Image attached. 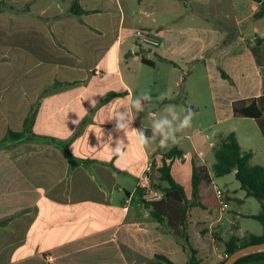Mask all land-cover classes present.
<instances>
[{
    "label": "crops",
    "instance_id": "1",
    "mask_svg": "<svg viewBox=\"0 0 264 264\" xmlns=\"http://www.w3.org/2000/svg\"><path fill=\"white\" fill-rule=\"evenodd\" d=\"M73 1L0 0V264H163L159 257L187 264L183 241L144 202L166 186L158 141L140 148L129 131L150 136L148 113L162 115L169 104L181 116L197 108L192 127L177 134L183 157L168 161L188 195L194 167L211 171L220 137L235 133L255 163L264 135L234 108L264 96V17H255L261 3L79 0L86 13L75 15ZM137 30L154 32L160 46L141 45ZM143 92L152 101L142 100L145 111L117 130L113 115ZM161 93L167 102L156 99ZM223 124L229 132L211 134ZM110 137L123 142L122 162ZM215 180L203 192L221 189V208L190 213L200 264L224 261L232 237L263 233L241 227L259 213L239 207L252 197L233 196L237 190Z\"/></svg>",
    "mask_w": 264,
    "mask_h": 264
},
{
    "label": "trees",
    "instance_id": "2",
    "mask_svg": "<svg viewBox=\"0 0 264 264\" xmlns=\"http://www.w3.org/2000/svg\"><path fill=\"white\" fill-rule=\"evenodd\" d=\"M70 12L75 15L86 13L80 6L79 0L73 1ZM255 17L257 19L264 17V0H262L260 9ZM112 96L114 94L108 95L106 100ZM167 101L164 100L163 103ZM191 108L193 111H197V108ZM234 109L239 116L255 119L264 135V96L247 107H238L236 105ZM149 134L151 135V131H149ZM8 136L17 139L21 138L23 134L9 132ZM158 152L163 158V165L159 168L160 183L166 185L161 187L163 197L160 200L144 202L152 216L163 223L174 236L183 241V249L189 256L187 264L201 263L198 252L193 247L188 233L192 209L214 210L221 208L223 203V200L217 197L216 191L212 195L204 194L205 192H203V187H209L212 184V179L234 174L236 181L240 183L241 189L246 191L247 196L257 199L261 204V211L250 218L262 225L263 233L261 235L251 234L242 239L232 237L225 241L227 257L242 247L264 243V165L255 164L253 162V153L242 150L235 133L219 138L214 147L215 163L211 171L207 167H194L190 195L174 179L168 163V161L183 157L184 152L177 146H172L167 150H162L158 147ZM262 259H264V253H259L241 258L235 264H245ZM159 260L163 264H175L165 257H159ZM224 261L219 264H223Z\"/></svg>",
    "mask_w": 264,
    "mask_h": 264
},
{
    "label": "clouds",
    "instance_id": "3",
    "mask_svg": "<svg viewBox=\"0 0 264 264\" xmlns=\"http://www.w3.org/2000/svg\"><path fill=\"white\" fill-rule=\"evenodd\" d=\"M165 98L166 93H161L156 99L158 101H163ZM128 99L131 101L130 109H133L134 113L128 108L125 112L117 111L111 118L117 121L116 127L117 130L120 131L129 129L131 121L135 118V115L145 111V106L141 101H152L153 97L149 92H143L135 99H133L130 94ZM95 102L96 101L94 100L92 101L93 104ZM176 108V105L169 104L163 109L162 115L157 112L148 113V116L152 121L150 136L145 134L143 128L131 129L129 131L136 137L137 144L140 148H147L150 144L158 141L159 148L167 150L179 143V137L177 134L192 127V121L196 113L189 106L183 109L184 114L181 116ZM110 139L116 144V147L112 150L113 156L117 163L122 162L126 156V153L123 150V142L113 137H110Z\"/></svg>",
    "mask_w": 264,
    "mask_h": 264
},
{
    "label": "rangeland",
    "instance_id": "4",
    "mask_svg": "<svg viewBox=\"0 0 264 264\" xmlns=\"http://www.w3.org/2000/svg\"><path fill=\"white\" fill-rule=\"evenodd\" d=\"M243 2L244 0H239V3ZM259 37H257V41H258ZM261 54H260V58H261ZM225 95L221 90L220 92H215V96L218 98L219 103H223L225 100ZM213 123V122H212ZM216 125V124H213ZM230 124H223V125H217L214 126V129H212L211 134L215 135V132H218L219 130L224 131V132H229L230 130ZM260 155L258 156V159L255 160V163L258 164H264V153L263 149L260 147ZM215 183L222 189L225 190H229L231 191V194L233 193L234 189L237 190V192L233 193V196H237L239 198L243 197L246 194L245 190L241 189L240 183L238 181H236L235 177L233 175H228L222 178H218L215 180ZM235 207H237L236 204H231L229 209L233 210ZM241 211H243L244 213H258L261 210V204L260 202L255 199V198H250L249 201L241 206ZM199 214H201V212H203L202 210H198L197 211ZM194 214V219H197V217H199L197 214ZM241 227L244 229H248L250 232H260L262 230V225L253 220V219H246L243 220L241 222Z\"/></svg>",
    "mask_w": 264,
    "mask_h": 264
},
{
    "label": "built area",
    "instance_id": "5",
    "mask_svg": "<svg viewBox=\"0 0 264 264\" xmlns=\"http://www.w3.org/2000/svg\"><path fill=\"white\" fill-rule=\"evenodd\" d=\"M135 37L141 45L148 48L155 49L158 48L161 44L160 40L155 36V33L150 30H137ZM216 194L220 200L223 199V192L221 189H216ZM162 197V193L152 191L150 194H148V196H146V199L148 201H156L160 200Z\"/></svg>",
    "mask_w": 264,
    "mask_h": 264
},
{
    "label": "water",
    "instance_id": "6",
    "mask_svg": "<svg viewBox=\"0 0 264 264\" xmlns=\"http://www.w3.org/2000/svg\"><path fill=\"white\" fill-rule=\"evenodd\" d=\"M258 1L260 3L262 2V0ZM259 253H264V243L252 244L242 247L241 249L228 256L223 264H235L241 258Z\"/></svg>",
    "mask_w": 264,
    "mask_h": 264
}]
</instances>
